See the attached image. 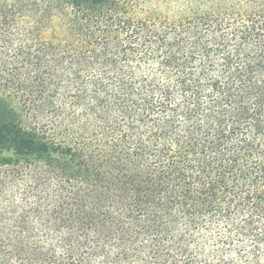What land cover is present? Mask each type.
Wrapping results in <instances>:
<instances>
[{"label": "trees", "instance_id": "trees-1", "mask_svg": "<svg viewBox=\"0 0 264 264\" xmlns=\"http://www.w3.org/2000/svg\"><path fill=\"white\" fill-rule=\"evenodd\" d=\"M0 264H264V0H0Z\"/></svg>", "mask_w": 264, "mask_h": 264}, {"label": "rangeland", "instance_id": "rangeland-1", "mask_svg": "<svg viewBox=\"0 0 264 264\" xmlns=\"http://www.w3.org/2000/svg\"><path fill=\"white\" fill-rule=\"evenodd\" d=\"M169 9H172V7H170ZM170 16L173 17L174 16V11H170Z\"/></svg>", "mask_w": 264, "mask_h": 264}]
</instances>
